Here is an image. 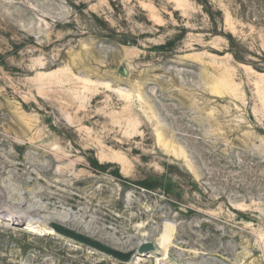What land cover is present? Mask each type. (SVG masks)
<instances>
[{"label": "rangeland", "instance_id": "1", "mask_svg": "<svg viewBox=\"0 0 264 264\" xmlns=\"http://www.w3.org/2000/svg\"><path fill=\"white\" fill-rule=\"evenodd\" d=\"M0 264H264V0H0Z\"/></svg>", "mask_w": 264, "mask_h": 264}, {"label": "water", "instance_id": "2", "mask_svg": "<svg viewBox=\"0 0 264 264\" xmlns=\"http://www.w3.org/2000/svg\"><path fill=\"white\" fill-rule=\"evenodd\" d=\"M49 228L53 230L55 234L62 235L64 237L70 238L76 242L82 243L88 247H91L101 253L112 257L114 259L120 260L124 263L132 261L136 256H147L150 253H156L157 246L153 241H143L139 244L138 248H134L128 251H122L111 246H108L101 241L91 238L82 233L76 232L75 230L66 227L63 224L50 221L48 223Z\"/></svg>", "mask_w": 264, "mask_h": 264}, {"label": "trees", "instance_id": "3", "mask_svg": "<svg viewBox=\"0 0 264 264\" xmlns=\"http://www.w3.org/2000/svg\"><path fill=\"white\" fill-rule=\"evenodd\" d=\"M118 175H119V173H118ZM119 176H121V175H119ZM142 185H143V187H147V188H151L152 186H150V185H148L147 183H141Z\"/></svg>", "mask_w": 264, "mask_h": 264}, {"label": "bare ground", "instance_id": "4", "mask_svg": "<svg viewBox=\"0 0 264 264\" xmlns=\"http://www.w3.org/2000/svg\"><path fill=\"white\" fill-rule=\"evenodd\" d=\"M19 220L22 222L23 220L21 219V218H19ZM49 229H51V228H49ZM52 230V229H51ZM52 232H53V230H52Z\"/></svg>", "mask_w": 264, "mask_h": 264}]
</instances>
